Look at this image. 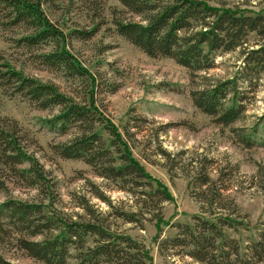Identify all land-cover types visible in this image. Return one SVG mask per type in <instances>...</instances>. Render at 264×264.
I'll use <instances>...</instances> for the list:
<instances>
[{
    "label": "trees",
    "instance_id": "trees-1",
    "mask_svg": "<svg viewBox=\"0 0 264 264\" xmlns=\"http://www.w3.org/2000/svg\"><path fill=\"white\" fill-rule=\"evenodd\" d=\"M118 1L124 12L134 15L135 19L116 17L117 33L152 57L172 58L196 77L200 71L214 67L216 52L240 49L244 65L239 73H244V78L257 79L264 72L263 11L216 7L207 0ZM50 2L53 0H0V31L12 50L0 49L2 94L20 97L42 110L59 107L58 113L43 122L62 135L71 130L73 135L53 145L54 153L65 159L83 160L100 177L117 181L120 189L138 195L144 207L155 210L153 219L161 220L162 205L172 199L171 193L133 156L131 145L118 127L103 117L96 101L97 78L69 48L70 36L87 39L97 28L74 29L72 35L65 33L44 8ZM113 10V14L119 12ZM252 33L260 38L256 47L248 45ZM15 52H23L39 66L60 71L67 78L80 79L90 87L89 96L78 99L63 92L55 82L26 73L15 64ZM237 82L236 76L206 85L193 91L192 99L217 125L230 126L249 145L251 137L243 129L232 127L244 114ZM100 127L109 139L100 132ZM28 143L29 134L20 122L0 115V190H7L8 182H12L37 189L43 198L39 202L10 199L0 203V243H15L43 264H68L71 257H76L78 264H149L145 246L106 224L102 210L86 195H75L84 212L79 217L56 211L53 207L57 200L55 184L28 150ZM160 150L168 156L166 150ZM211 160L204 157L203 167L196 174L195 181L201 188L198 194L211 204L218 201L225 206L219 180L212 179L207 172L206 166ZM88 184L92 194L105 202L115 217L142 224V209L126 211L95 184ZM199 218L195 217L194 225L178 224L179 235L172 240L188 248L187 255L203 264H255L264 260V233L242 251L239 241L229 239L222 231L224 225L237 227L235 219L220 216L216 223ZM89 237L93 239L92 245L87 243ZM72 249L76 250L75 255ZM0 264H10L1 252Z\"/></svg>",
    "mask_w": 264,
    "mask_h": 264
},
{
    "label": "rangeland",
    "instance_id": "rangeland-1",
    "mask_svg": "<svg viewBox=\"0 0 264 264\" xmlns=\"http://www.w3.org/2000/svg\"><path fill=\"white\" fill-rule=\"evenodd\" d=\"M207 1L216 7L264 13V0ZM44 8L67 34L72 35L74 29L97 28L87 39L70 36L69 48L97 78L96 101L103 117L118 127L131 145L133 156L153 178L167 186L172 196L162 205L163 218L153 219L155 210L144 207L138 195L120 189L117 181L100 177L83 160L65 159L54 153L53 145L73 135L72 130L62 135L44 124L43 119L58 113L59 107L42 110L0 90V115L17 119L29 134L28 150L55 184L56 211L79 217L84 212L75 195H86L102 210L106 224L145 246L149 264H203L187 255L188 248L172 241L180 232L177 225H194L196 216L216 223L220 216L235 219L237 227L224 225L222 231L229 239L239 241L242 251L252 240L260 239L264 233V72L257 79L244 78V73H239L244 65L240 49L216 52L214 67L200 71L196 77L172 58L152 57L117 33L116 17L135 19L124 12L118 0H53ZM113 9L124 13L117 12L116 16ZM259 39L255 33L250 34L248 45L256 47ZM9 46L0 31V49L12 52ZM14 57L18 68L55 82L68 95L81 100L89 96L90 87L80 79L41 67L23 52H15ZM236 76L244 114L232 127L243 129L251 137L249 145L230 126L217 125L192 99L193 91ZM101 127L100 132L109 139ZM161 148L166 150L167 157ZM204 157L212 159L206 166L207 172L212 179L219 180L225 206L218 201L211 204L198 194L201 188L195 180ZM88 182L95 184L116 206L132 212L142 209V224L115 217L112 209L92 194ZM7 186V190H0V203L10 199L43 200L35 188L12 182ZM87 243L92 245L93 239L89 237ZM0 252L10 264H43L15 243H0ZM72 252L75 255L76 250ZM68 264H78L76 257H71ZM255 264H264V260Z\"/></svg>",
    "mask_w": 264,
    "mask_h": 264
}]
</instances>
